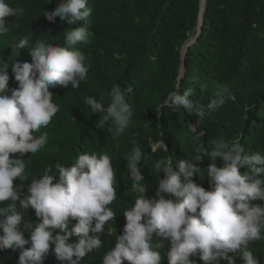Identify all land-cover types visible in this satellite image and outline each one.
Listing matches in <instances>:
<instances>
[{
    "label": "clouds",
    "instance_id": "9594fccd",
    "mask_svg": "<svg viewBox=\"0 0 264 264\" xmlns=\"http://www.w3.org/2000/svg\"><path fill=\"white\" fill-rule=\"evenodd\" d=\"M24 12L22 7L0 0V36L8 33L9 18H20ZM92 13L88 0H57L56 7L44 10L43 15L49 22L59 17L71 26L63 31V43L37 39L29 47L32 37L25 35L10 46V55L16 57L11 65L0 60V204L4 205L0 206V250L19 249L18 264H43L50 250L59 261L80 264L86 255L102 247L105 225L117 217L110 207L117 199L116 172L107 153L77 154L71 167L56 162L55 173L49 165L30 180L27 159L22 158L25 153L36 154L48 143L47 132L35 133L47 127L60 110L50 87L71 84L72 89H78L88 76V57L77 45L88 42L90 31L86 24L72 26ZM25 48L31 62L17 59ZM9 68L16 88L8 86ZM194 83L198 81L194 79ZM200 87L203 91L205 85ZM193 93L192 88L182 93L177 88L159 107L182 108L203 119L204 106L190 99ZM109 97L107 105L103 97L98 102L93 96L85 97L84 103L91 114H101L97 127L111 120L115 139L133 124L134 110L118 83L112 85ZM232 98V89L223 86L209 98L207 108L216 112ZM194 151L192 159L176 164L178 171L173 169L170 156L157 159L158 187L155 196L148 197L140 165L146 164L150 155L133 143L124 158L137 196L132 206L123 210L126 223L122 234L108 226L107 234L114 236L116 243L104 254L102 264H161L160 244L152 243L154 234L170 242L168 264H196L197 256L204 264H220L221 260L235 264L236 257L243 264H259L251 248L254 242L264 241V203L253 202L264 201V154L247 152L238 140L222 136L209 140L207 146L198 142ZM16 153L20 156L11 155ZM204 156L210 161L207 167L197 166L196 161ZM241 168L247 171L242 174ZM197 175L208 180V189L192 179ZM17 180L28 183H14ZM30 208L39 222L25 219ZM25 232L30 239H25ZM73 236L76 240L70 242ZM29 242L31 246L25 248Z\"/></svg>",
    "mask_w": 264,
    "mask_h": 264
},
{
    "label": "trees",
    "instance_id": "16d2710c",
    "mask_svg": "<svg viewBox=\"0 0 264 264\" xmlns=\"http://www.w3.org/2000/svg\"><path fill=\"white\" fill-rule=\"evenodd\" d=\"M203 1L88 0L92 15L72 26L86 24L90 31L88 42L77 45L88 57V76L78 89H72L71 84L67 88L59 85L50 87L53 102L59 105L60 110L47 127L35 133L39 136L47 132L48 143L36 154L25 153L22 158L27 159L30 180L42 174L49 165L55 173L56 162L71 167L77 154L84 152L107 153L111 157L116 172L114 187L117 199L110 207L117 217L105 225L102 247L86 255L80 264H102L104 254L115 247L114 236L107 234L109 225L116 228L117 235L123 232L126 223L123 210L130 208L137 196L132 191V178L124 158L130 153L133 143L150 155L149 161L140 165L144 177L142 183L148 186V197H154L158 187L155 161L170 156L173 169L178 171L176 164L182 159H192L200 141L207 146L209 140L222 136L227 140H238L247 152L264 154V0H207L202 12ZM7 2L13 7H22L25 12L20 18H9L8 33L0 36V60L11 65L16 57L10 55V46L25 35L32 37L29 47L37 39L63 43V31L71 26L59 17L55 22H49L43 15L44 10L51 11L56 7L57 0ZM201 20L204 24L196 40ZM182 49L184 54L187 52L184 59ZM27 51L28 48L21 51L17 58L20 62H31ZM183 66L185 72L180 79ZM8 72V86L16 88L11 68ZM194 79L198 83H194ZM114 83L126 90L127 102L134 110L133 124L125 135L115 139L111 120L106 121L103 127H97L101 114H91L89 106L84 103L85 97L93 96L98 102L103 97L102 102L107 105ZM200 85H205L203 91ZM223 86L232 89L233 98L222 109L210 112L207 108L209 98ZM177 88L181 93L187 88L194 89L190 99L204 106L203 119L182 108L173 111L159 107L164 98ZM11 155L20 156L19 153ZM209 162V158L204 156L196 164L206 168ZM220 163L218 158V166ZM240 171L243 174L247 168ZM160 178H163V173H160ZM192 179L205 189L209 188L206 178L201 180L197 175ZM14 183L26 184L28 181L17 180ZM23 191L27 193L26 188ZM25 219L39 222L31 208ZM24 236L30 239L28 232ZM75 240V236L70 238V242ZM152 243L160 244L161 264H168L166 252L170 242L154 234ZM30 246L29 242L25 248ZM251 250L259 264H264V241L254 242ZM19 254V249L0 250V264H18ZM195 260L196 264H204L198 256ZM43 264L68 262L57 260L50 250ZM124 264L128 262L124 261ZM220 264L228 262L221 260ZM235 264L243 262L236 257Z\"/></svg>",
    "mask_w": 264,
    "mask_h": 264
},
{
    "label": "water",
    "instance_id": "95a60500",
    "mask_svg": "<svg viewBox=\"0 0 264 264\" xmlns=\"http://www.w3.org/2000/svg\"><path fill=\"white\" fill-rule=\"evenodd\" d=\"M201 2H202V0H201ZM200 5H201V3H200ZM201 11H202V9H201ZM201 11H200V16H201ZM200 16H199V23H200ZM203 24H204V21H203V23H202V25H201L200 28H199V25H198L199 30H198V28H197V30H198V34L195 36V37H196V40H197V38L199 37V35L201 34V32H202V26H203ZM196 40L194 41V43L196 42ZM194 43H193V44H194ZM185 45H186V44H185ZM185 45H184V47H185ZM191 45H192V44H191ZM191 45H190V46H191ZM184 47H183V49H184ZM186 53H187V52H186ZM186 53L184 54L183 51H182V58H183V59L185 58ZM184 72H185V67L183 66L182 71H181V75H180V79L184 76Z\"/></svg>",
    "mask_w": 264,
    "mask_h": 264
},
{
    "label": "bare ground",
    "instance_id": "6f19581e",
    "mask_svg": "<svg viewBox=\"0 0 264 264\" xmlns=\"http://www.w3.org/2000/svg\"><path fill=\"white\" fill-rule=\"evenodd\" d=\"M206 2H207V0H204L203 3H202V5H203V11H202V12L205 11V8H206ZM201 24H202V20H201ZM200 27H201V26H200ZM200 27H199V28H200Z\"/></svg>",
    "mask_w": 264,
    "mask_h": 264
}]
</instances>
